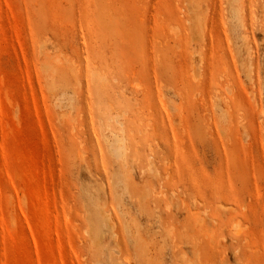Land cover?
Returning a JSON list of instances; mask_svg holds the SVG:
<instances>
[{"label": "rangeland", "instance_id": "obj_1", "mask_svg": "<svg viewBox=\"0 0 264 264\" xmlns=\"http://www.w3.org/2000/svg\"><path fill=\"white\" fill-rule=\"evenodd\" d=\"M192 23L197 79L233 50L264 82V0H0V264H264L261 150L243 176L197 142L208 188L175 177L204 104L175 94Z\"/></svg>", "mask_w": 264, "mask_h": 264}, {"label": "bare ground", "instance_id": "obj_2", "mask_svg": "<svg viewBox=\"0 0 264 264\" xmlns=\"http://www.w3.org/2000/svg\"><path fill=\"white\" fill-rule=\"evenodd\" d=\"M198 21L200 22L199 19ZM195 27V24L192 23L187 32L178 33L177 31L176 36L174 33V56L177 61L175 94L180 100L183 102L186 100L188 103L191 93L197 90L198 94L203 97L204 102L202 106L198 107L195 123L192 126L184 119L181 120V124L177 123L178 126L174 133L175 177L179 181H189L190 186L194 188H208L209 172L205 169V164L200 163L198 157H196L197 142L202 145L204 162L209 164L211 163L208 161L209 159L215 161L219 157L222 161V167L226 166L229 170L232 169L234 172L243 174V176L248 172L243 165V159L246 155L261 150L264 158V106L262 100L258 99L259 94H264V82L253 75L255 69L260 68V61L249 54L247 64L238 65L233 50L230 52L232 62L226 54L220 58L212 59L207 64L206 71L202 73L201 77L198 75L200 78L197 79L194 65V68L188 65L189 50L194 43H198L201 39L204 40L206 28L197 27L198 30H195ZM244 37L247 39V36ZM245 49H247L246 54H248L249 49L246 46ZM200 58L199 56V61H201ZM202 62L200 63L202 64ZM218 72L221 79L216 80ZM242 75H245L246 79L249 80L250 88L242 79ZM249 89H252L251 93H249ZM249 94H252L251 97ZM176 109L180 112L183 111L182 104L176 105ZM113 138H115L114 135ZM115 150L117 152V149ZM190 150L195 153V164L190 162ZM212 168L214 172H218V167L216 168L213 165ZM229 172L227 170V173ZM234 172H232V175ZM228 184L224 190L226 188L228 190L237 188L234 182ZM216 185L214 186L216 187ZM221 186L219 185V188ZM222 189H219V191H222Z\"/></svg>", "mask_w": 264, "mask_h": 264}]
</instances>
